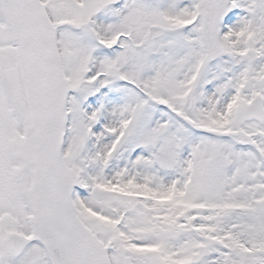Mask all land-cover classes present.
<instances>
[{
    "label": "snow or ice",
    "instance_id": "snow-or-ice-1",
    "mask_svg": "<svg viewBox=\"0 0 264 264\" xmlns=\"http://www.w3.org/2000/svg\"><path fill=\"white\" fill-rule=\"evenodd\" d=\"M0 264H264V0H0Z\"/></svg>",
    "mask_w": 264,
    "mask_h": 264
}]
</instances>
